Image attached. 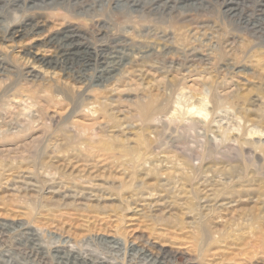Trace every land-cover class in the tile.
<instances>
[{
    "label": "rangeland",
    "instance_id": "374dc122",
    "mask_svg": "<svg viewBox=\"0 0 264 264\" xmlns=\"http://www.w3.org/2000/svg\"><path fill=\"white\" fill-rule=\"evenodd\" d=\"M180 90L209 105L205 131L148 120ZM247 126L264 132V0H0V264H264V136ZM151 154L170 158L151 172ZM184 158L198 170L175 172Z\"/></svg>",
    "mask_w": 264,
    "mask_h": 264
},
{
    "label": "bare ground",
    "instance_id": "6f19581e",
    "mask_svg": "<svg viewBox=\"0 0 264 264\" xmlns=\"http://www.w3.org/2000/svg\"><path fill=\"white\" fill-rule=\"evenodd\" d=\"M44 1V0H43ZM70 31V30H69ZM75 36H77V37H75ZM80 36L77 34V32H75L74 30H71L68 34H66V35H64V39L62 40V44L60 45V46H62V47H60V50H59V52H60V56H63V57H67V56H70V55H72V54H75V55H77V54H79V53H77L76 54V51H74L73 49L74 48H78L80 45H81V42H79V41H75V39H78ZM59 40V39H58ZM67 41V42H66ZM58 44V43H57ZM57 46V45H56ZM59 46V45H58ZM87 48V47H86ZM56 50H57V48H55ZM94 51V50H93ZM79 52V51H78ZM85 52V51H84ZM83 52V53H84ZM95 53V52H94ZM78 56V55H77ZM97 55H96V53H95V55H93V53H91L90 51H86L85 52V54H83V56H81V59L84 61V62H86V63H88L89 64V62L91 61L92 62V60H93V62L95 63V64H97L98 63V60H99V58L98 57H96ZM102 56H107V55H102ZM80 57V56H79ZM58 58V57H57ZM106 57H104V59H105ZM63 59V58H62ZM61 59V60H62ZM56 62H57V60H56ZM63 62V61H62ZM100 62H102V60H100ZM64 63V62H63ZM94 65V64H93ZM103 69V68H102ZM105 69V68H104ZM107 70V69H106ZM102 70H100V72H101ZM181 92V90L179 91V95H180V97L178 98H176L174 101L172 100V102L174 103V106H171L170 108V110L171 111H165L164 113H163V115L162 116H160L159 114L157 115V116H155L156 115V113H158V111L160 110V109H158V111H156L155 112V110L156 109H152L150 106H149V104L150 103H147V107H150V108H146V105H143V109L145 108V114H147L148 113V115H147V118L148 117H150V119H148L150 122H154V123H156V124H161V125H183V127L185 128V129H196V128H198L199 130L201 129V130H204L205 128H207L206 127V125H207V118L210 116V114H212L211 113V111L209 110V105H207L206 103H199V105H195L194 104V102L193 103H191V102H189V100L186 98V96H184V93H180ZM218 95H219V93H218ZM217 95V96H218ZM190 99V98H189ZM169 100V99H168ZM152 101H153V99H152ZM191 101V100H190ZM199 101V100H198ZM200 102V101H199ZM102 103V102H101ZM145 106V107H144ZM156 106H158V105H156ZM162 106V105H161ZM161 106H159L158 108H161ZM167 108V107H166ZM211 109V108H210ZM165 110H167V109H165ZM163 111V110H162ZM160 112H161V110H160ZM162 114V113H161ZM241 119V118H240ZM215 120V119H214ZM238 120L239 119H237L236 121H237V125L236 126H238L237 128H242L244 125H245V121H243V122H238ZM221 121V120H220ZM240 121H242V120H240ZM235 122V121H234ZM248 123H249V121H247ZM154 123H152V125L154 124ZM236 123V122H235ZM216 124V123H215ZM151 125V124H150ZM160 125V126H161ZM214 125V124H213ZM233 125V124H232ZM243 125V126H242ZM159 126V125H158ZM229 126V125H228ZM234 126V125H233ZM250 126V125H249ZM249 126H247L248 128H247V130H248V135H249V137L251 136V137H254V136H256V137H258L260 140L263 138V136H264V132H261V131H259V130H255L253 127H249ZM177 127V126H176ZM209 127V126H208ZM215 127V126H214ZM216 127H219V125L218 126H216ZM221 127V126H220ZM216 128V130H211V134H210V138H209V142H211V144H213V146L214 147H219L220 146V144L221 143H225V142H227L228 140H229V138H228V135H229V133L230 132H228L229 130L228 129H226V130H223L226 126H224V128L222 129V128ZM235 127V126H234ZM233 128V127H232ZM245 128V127H244ZM187 130V131H188ZM208 130H209V128H208ZM228 130V131H227ZM233 130V129H232ZM241 130V129H240ZM190 131V130H189ZM205 131V130H204ZM238 131V130H237ZM232 132V131H231ZM240 132V131H239ZM205 133V132H204ZM233 134V133H232ZM3 135H5V133L3 134ZM207 135V134H206ZM231 135V134H230ZM70 136V135H69ZM4 137V136H3ZM7 137V136H6ZM5 138V137H4ZM206 138V137H205ZM245 139V138H244ZM142 140H143V138H142ZM206 140V139H205ZM208 140V139H207ZM230 141V140H229ZM236 141V140H235ZM252 141H249V140H245L244 141V143L245 144H249V143H251ZM173 143V142H172ZM206 143V142H205ZM227 143H229V142H227ZM260 143V142H259ZM234 144V143H233ZM175 145V144H174ZM224 145V144H223ZM238 145V144H237ZM252 145L254 146L255 145V142H253L252 143ZM145 146V145H144ZM205 146V145H204ZM224 147H226V145H224ZM143 148V147H142ZM174 148H177V147H174ZM213 148V147H212ZM146 149V148H145ZM184 149V148H183ZM193 149V148H192ZM196 149V148H195ZM194 149V150H195ZM215 149V148H214ZM225 149V148H224ZM226 149L229 151V150H231V151H238V149H237V146H236V143L234 144V145H229V146H227L226 147ZM237 149V150H236ZM250 149V148H249ZM124 150V149H123ZM143 150H144V148H143ZM142 150V151H143ZM186 150V149H185ZM218 150V149H217ZM222 150V149H221ZM146 151H148L147 149H146ZM151 151V150H150ZM192 151V150H191ZM190 151V152H191ZM200 151V150H199ZM226 151V150H225ZM227 151V152H228ZM250 151H252V150H250ZM249 151V152H250ZM182 152V151H181ZM189 152V151H188ZM194 152V151H193ZM192 152V153H193ZM198 152V151H197ZM213 152V151H212ZM219 152V151H218ZM234 153L235 155H237V153ZM133 153V152H132ZM146 153V152H145ZM151 153V152H150ZM183 153V152H182ZM214 153V152H213ZM232 153V152H231ZM250 153H252V159H254V158H256L257 156H256V154L254 153V152H250ZM134 154V153H133ZM148 154V153H147ZM196 154V153H195ZM199 154V153H198ZM203 154V153H202ZM225 154V153H224ZM233 154V153H232ZM151 155H153V154H151ZM157 155V154H156ZM164 155V154H163ZM184 155V154H183ZM193 155V154H192ZM211 155V154H210ZM227 155H229V154H227ZM139 156H140V153H139V155H137V157H136V160L137 159H139ZM145 156V155H144ZM143 156V157H144ZM153 156H155V155H153ZM153 156H151V157H146L145 158V165H147V167L149 168V170H152L151 172H153V170H155V171H157V170H159L160 169V166L163 164V163H167L168 162V159L170 158V156H168V154L167 155H165V156H162L161 158H159L158 156H155V157H158V158H152ZM185 156H186V154H185ZM203 156V155H202ZM201 156V157H202ZM244 157V156H243ZM142 158V157H141ZM187 158V157H186ZM186 158H184L182 161H180V163L179 164H175L176 165V170H175V172H177L178 171V173H180L181 175H186V174H190L191 172H196L195 170H198V166H195L193 163H192V161L191 160H188V159H186ZM198 158H199V156H198ZM247 158V157H246ZM258 158V157H257ZM191 159V158H190ZM204 159V158H203ZM142 160V159H141ZM144 160V159H143ZM142 160V161H143ZM186 160H188V161H186ZM193 160V159H192ZM198 160V159H197ZM190 161V162H189ZM172 162V161H171ZM173 163V162H172ZM139 164H141V163H139ZM138 164V165H139ZM144 166V165H143ZM165 166V165H164ZM167 166H169L170 167V164L169 165H167ZM166 166V167H167ZM171 166H173V165H171ZM200 166V165H199ZM142 167V166H141ZM147 167H145V168H147ZM168 167V168H169ZM144 168V167H143ZM168 168H166V169H168ZM164 170H166L165 169V167L163 168ZM148 170V171H149ZM162 170V169H161ZM169 170V169H168ZM173 170V171H174ZM146 171H147V169H146ZM167 171V170H166ZM170 172H171V170H169ZM160 172V171H159ZM163 172V171H162ZM169 172V173H170ZM221 172V171H220ZM158 173V172H157ZM165 173V172H164ZM163 173V174H164ZM169 173L167 172V174L169 175ZM159 174V173H158ZM162 174V173H161ZM172 174H173V172H172ZM179 174V177L181 176ZM192 174H194V173H192ZM222 174H223V172H222ZM157 175V174H156ZM174 175V174H173ZM172 175V176H173ZM224 175V174H223ZM163 176V175H162ZM165 176V175H164ZM188 176V175H187ZM209 176V175H208ZM6 177V176H5ZM4 177V178H5ZM23 177V176H22ZM160 178H161V176H159ZM171 177V176H170ZM177 177H178V175H177ZM178 177V178H179ZM185 177V176H184ZM212 177V176H211ZM218 177H220V175L218 176ZM162 178H164V177H162ZM168 178V177H167ZM167 178H165V180L167 179ZM207 178V177H206ZM205 178V179H206ZM173 179V178H172ZM172 179H170L169 178V180H172ZM181 179H184V178H181ZM224 179V178H223ZM222 179V180H223ZM233 180H234V178H232ZM28 180V179H27ZM47 180H48V178H47ZM46 180V181H47ZM50 180V179H49ZM168 180V179H167ZM169 180L167 181V182H169ZM174 180V179H173ZM178 180V179H177ZM204 180V179H203ZM207 180V182H208V179H206ZM213 180V179H212ZM219 180V179H218ZM220 180H221V177H220ZM225 180V179H224ZM228 180V179H227ZM22 181V180H21ZM24 181H26V179L24 180ZM44 181H45V178H44ZM32 182V181H31ZM172 182V181H171ZM177 182V181H176ZM178 182H180V180L178 181ZM177 182V183H178ZM220 182V181H219ZM227 182V181H226ZM226 182L225 181H223L222 182V184L220 185V186H223L224 184L226 185ZM238 182H239V180H238ZM250 182V181H249ZM25 183V185H26V183L27 184H29L28 182H24ZM174 183H175V181H174ZM218 183V182H217ZM241 183V182H240ZM31 184H33V182L31 183ZM205 184V183H204ZM245 184V183H244ZM248 184V183H247ZM34 185H36V184H34ZM34 185H32V186H34ZM179 185H180V183H179ZM249 185V184H248ZM247 185V186H248ZM251 185V184H250ZM197 186V185H196ZM219 186V187H220ZM234 186H236V185H234ZM261 186V185H260ZM25 187V186H24ZM29 187V186H28ZM34 187H37V186H34ZM174 187V186H173ZM172 187V188H173ZM216 187V186H215ZM246 187V186H245ZM38 188V187H37ZM200 188V187H199ZM204 188H206V187H204ZM220 188H222V187H220ZM223 188H224V186H223ZM33 189V188H32ZM201 189H203V188H201ZM243 189V188H242ZM33 190H36V188L35 189H33ZM40 190V189H39ZM76 190V189H75ZM194 190H195V188H194ZM199 190V189H198ZM210 190V189H209ZM208 190V191H209ZM212 190V189H211ZM214 190V189H213ZM219 190L220 189H216V191H215V193L213 194V196L215 197V195H217L218 194V192H219ZM76 191H78V192H81V191H83V190H76ZM86 191V190H85ZM84 191V192H85ZM203 191V190H202ZM40 192V191H39ZM199 193H200V191H198ZM204 193V192H203ZM206 193V192H205ZM75 194H77V193H75ZM137 194V193H136ZM89 195V194H88ZM133 195L134 194H132V196L131 197H133ZM140 195V194H139ZM198 196H199V194H197ZM142 196V195H141ZM212 196V194H211V197H213ZM206 197V196H205ZM207 197H208V195H207ZM201 199H202V196H201ZM200 199V200H201ZM204 199V198H203ZM255 199V201H257L258 203V210H257V212L255 213V212H252L251 213V215H250V217H249V215H248V217H249V224L251 225V226H255V224L258 222V221H264V209H261L262 207H264V195H262V194H260V195H258L256 198H254ZM198 200V199H197ZM207 200H208V198H207ZM231 200V199H230ZM232 201V200H231ZM202 201H200V203H201ZM228 203H229V201H228ZM192 204V203H191ZM204 204V203H203ZM216 204V203H215ZM214 205V204H213ZM202 206V205H201ZM205 206V205H204ZM222 206V205H221ZM195 209H196V206H195ZM207 210V209H206ZM199 213H200V211H198ZM198 213V214H199ZM207 213V212H206ZM210 213V212H209ZM250 213V212H249ZM201 214V213H200ZM208 214V213H207ZM200 216H202V215H200ZM204 217H205V215H203ZM209 216V215H208ZM134 217V216H133ZM203 217V218H204ZM200 218V217H199ZM208 219V218H207ZM246 219V218H245ZM198 220V219H197ZM204 220H199V223L200 224H202V222H203ZM194 222V221H193ZM198 222V221H197ZM207 222V221H206ZM245 222H246V220H245ZM192 223V222H191ZM205 223V222H204ZM247 223V222H246ZM245 223V224H246ZM194 224H197L198 225V223H195L194 222ZM207 224V223H206ZM205 224V225H206ZM248 224V223H247ZM203 225V224H202ZM202 225H200V227L202 226ZM209 225V224H208ZM249 225V226H250ZM249 226H247L248 228H251V227H249ZM257 226V225H256ZM199 227V228H200ZM252 229V228H251ZM253 230V229H252ZM201 235L203 236V238L206 240V244H208V245H212V242H214V244L216 243V242H225L226 241V238H225V236L223 237V232L222 233H220V231L219 232H217V231H214V230H212L210 227H202L201 228ZM227 232V231H226ZM224 233H225V231H224ZM251 234H252V232H250ZM225 238V239H224ZM203 239V240H204ZM223 239V240H222ZM204 246V245H203ZM203 246H199V247H203ZM206 250H208V249H206ZM204 251H205V249H204ZM66 256V255H65ZM77 257V256H76ZM78 260V259H77ZM72 261H73V259H72ZM89 264H92V263H89Z\"/></svg>",
    "mask_w": 264,
    "mask_h": 264
}]
</instances>
